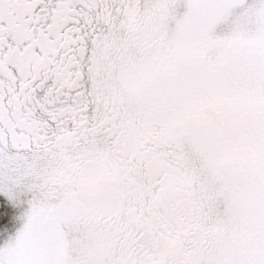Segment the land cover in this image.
<instances>
[{"label": "snow or ice", "instance_id": "obj_1", "mask_svg": "<svg viewBox=\"0 0 264 264\" xmlns=\"http://www.w3.org/2000/svg\"><path fill=\"white\" fill-rule=\"evenodd\" d=\"M0 264H264V0H0Z\"/></svg>", "mask_w": 264, "mask_h": 264}]
</instances>
